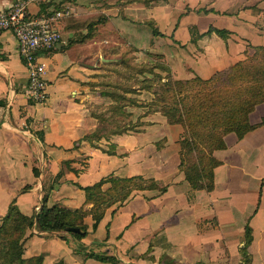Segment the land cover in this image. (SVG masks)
Instances as JSON below:
<instances>
[{
  "label": "crops",
  "instance_id": "0c3cea01",
  "mask_svg": "<svg viewBox=\"0 0 264 264\" xmlns=\"http://www.w3.org/2000/svg\"><path fill=\"white\" fill-rule=\"evenodd\" d=\"M12 1L0 0V8H6ZM40 6L67 11L50 19V25L60 33L54 48L38 52L47 80L44 101L26 98V70L17 53L15 38L9 30H0V216L12 199L22 213H33L43 193H46L47 205L86 208L90 204H83V191L75 182L89 184L108 173L152 175L166 184L165 191L133 190L124 201L104 210L95 229H91L90 216H84L87 234L80 243L94 251V244L99 242L95 239L105 235V248L113 247L108 254L114 255L118 264H160L161 254L177 261L186 259L189 264L208 258L212 235L205 217L219 200L216 193L220 194L224 186L229 188L233 177L238 176L241 179L236 180L237 185L247 183L249 188L257 180L258 187L255 183L252 188L256 197L258 189L264 191V161L259 165L253 155L259 144L264 147V125L247 131L239 139L233 132L224 134L225 147L213 151L220 160L213 168V188L210 191L192 189L177 168L176 151L171 158L174 168L170 172L160 169L161 173H156V167L148 163V155L142 153L143 135L155 125L152 113L141 118L145 121L144 132L102 138L113 144V153L102 150L100 142L83 138L97 125L85 104L86 100L95 101V96L75 81L76 74H84L85 67L70 58L69 51L84 50L91 45L89 41L94 33L81 39L86 32L85 24L94 15H103L105 24L128 43L136 42L137 34L145 32L147 42L151 35L154 40L167 38L168 43L178 48L179 45L182 49L192 47V64H188L192 71L182 78L193 75L207 78L249 55L251 46H264V0H41L29 8L36 11ZM148 22L161 34L152 35ZM209 25L225 28L229 34L222 38L210 32L190 41V32L195 36ZM254 109L248 114L250 122L259 119L250 118ZM170 127L175 137L168 136L163 129L164 147L173 142L177 150L175 140L182 129L176 123ZM260 151L258 158L262 159L264 150ZM63 160H69L67 166L62 164ZM140 165L146 173L139 171ZM60 167L62 174L56 178ZM223 169L227 172L224 182L223 176L220 177ZM83 177L89 182L80 183ZM261 211L260 207L257 215ZM89 231H92L90 236ZM160 238L165 246L158 242ZM76 243L63 232L32 229L30 234L26 232L23 255L40 253L44 264L47 259L49 264L57 261L58 264H113L84 258L73 251Z\"/></svg>",
  "mask_w": 264,
  "mask_h": 264
},
{
  "label": "trees",
  "instance_id": "16d2710c",
  "mask_svg": "<svg viewBox=\"0 0 264 264\" xmlns=\"http://www.w3.org/2000/svg\"><path fill=\"white\" fill-rule=\"evenodd\" d=\"M54 11L56 9L47 10L46 7L40 6L36 14L48 15ZM105 23L106 17L94 15L85 24L86 32L83 33L81 39L89 37L97 27ZM150 32L152 35L161 34L156 27L152 26V23H150ZM210 32L222 38L229 34L225 28L209 25L205 31L195 36H192L190 32V41L194 37ZM251 48L249 55L216 70L207 78L193 75L188 79H176L170 74L154 71L152 67L142 70V73L147 75L142 77L143 84L138 88L149 91L152 96L146 102L147 110L140 116L158 111L168 123H177L181 126L177 168L192 189L210 191L213 188V168L220 163V160L213 155V151L225 147L224 134L233 132L239 139L247 131L264 125V115L255 122H250L248 119V114L254 106L264 102V46L253 45ZM156 65L160 70H168L165 64ZM108 95L111 99H124L130 105H140L136 98L124 96V94L110 91ZM122 104L124 103L121 102L120 105L112 107L119 110ZM93 116L100 121L105 119L101 114ZM142 123L143 121L139 119L128 120L122 124L113 121V128L109 130V133L139 131L141 128L137 126ZM98 131L96 127L92 132L84 134L83 138L90 141L95 134V138L103 136V134H98ZM107 153H113V151L109 150ZM68 161L63 160L62 164L67 166ZM32 172L34 175L37 174L35 168ZM61 174L60 167L54 177L58 178ZM74 184L83 191V204L88 203L90 206L84 208L80 205L68 208L57 203L47 205L46 193H43L38 210L26 215L18 209L14 199L8 202L5 212L0 216V264H44L40 253L23 255V241L26 232L30 234L32 229L38 232H65L77 242L74 251L84 258L90 257L116 264L118 259L114 255L87 250L80 243L79 240L87 234V225L83 221L84 216H90L91 229H95L104 210L113 203L119 204L124 201L133 190L153 189L161 193L166 189V184H160L154 177L141 174L120 176L108 173L89 184L80 185L76 182ZM259 197L260 189L257 190L255 207ZM248 218L242 225V240L237 246L240 257L238 264H249L250 262V253L247 248L252 240V230ZM66 228L76 230L69 231ZM58 263L59 261L55 264Z\"/></svg>",
  "mask_w": 264,
  "mask_h": 264
},
{
  "label": "rangeland",
  "instance_id": "374dc122",
  "mask_svg": "<svg viewBox=\"0 0 264 264\" xmlns=\"http://www.w3.org/2000/svg\"><path fill=\"white\" fill-rule=\"evenodd\" d=\"M148 23L150 24L151 22ZM93 36L94 38L89 41L91 44L90 46L84 50L80 49L75 51L76 48L73 49L72 52L70 50L69 56L70 58L75 59L79 64H83L85 67L84 74H76L75 81L78 85L83 86L85 91H88L95 96V101H85L88 112L91 115L101 114V116L105 118L100 121L94 117L97 123L96 127L99 129L98 134H103V136L95 138V134L92 136L93 138L91 140L100 142L103 144L101 149L109 151L114 148L112 147L113 144L106 143L103 139L107 140L108 137L115 135L109 133V130L113 128V121L122 124L128 120L134 121L139 119L143 121V123L137 127L142 129L139 131L144 130L142 127L145 121L141 119L144 115H140L147 110L148 106L146 105V102L150 100L152 94L145 89L138 88L143 84L142 77L147 75L146 73H142V70L152 67L154 71H159L161 74H170L172 78L185 79L182 77L190 75L189 72L192 71L190 65H188L192 64V47L189 49H182L179 45L180 48H178L177 46L175 47V45L168 43L169 39L167 38L158 37L154 40L151 35L149 42H147L145 32H139L137 34L136 42L128 43L124 38H122L123 40L118 38V35L110 29L109 25L106 24L97 27ZM138 46H142L143 48ZM158 63L165 64V67H167L168 70H160L156 65ZM110 91H113L116 94L120 93L124 94V96L136 98L140 105H130V103L124 99H111L108 95V92ZM121 102L124 103L122 104L121 109L118 110V108L112 107L113 105H120ZM258 104L259 105L256 109L253 108L254 111L250 115L251 119H257L260 118L259 116L264 115V102ZM149 113H152L155 125L150 127L147 130V133L143 135L144 141L142 145L144 148L142 153L148 155V163L150 166L152 165V167H156V173H161L159 172L160 169L170 172L174 168L171 158L178 149L176 150L174 144H172L173 142L164 147L166 137L164 135L165 133L162 131L164 129L168 136L175 137V132L170 127L173 123H168L164 116L158 111H156V113L148 112L147 114ZM127 132L125 133H136V131L132 130ZM180 135L181 132L177 140H175L176 143H178ZM160 149L161 151H159ZM260 150L263 152V144H259L256 147L253 155H255L254 160H257L259 165L262 166L264 157L262 159L258 158L260 157ZM162 159L163 162L161 164L160 160ZM138 169L140 172H147V170L143 166L141 167V165ZM226 173V169L221 170L220 177L223 176V182L227 178ZM238 178L233 177L232 182L228 184L229 188L224 186L225 188L221 189L220 194L216 193L219 200L216 205L210 208L211 210L209 212L211 213L208 212V215L205 217L208 227H211L212 235V241L208 248L209 256L208 258L203 259L205 261L200 259L194 264H238L240 257L237 246L242 240V225L248 217L252 230L251 244L248 245L247 248L250 253L249 264H264V191L262 193L260 190L259 201L255 208L256 192L253 191L252 188L255 183L256 187H258L259 183L257 180H252L253 184L251 185V188H249L247 183L237 185L236 180L241 179L239 176ZM79 181L83 184L89 182L85 177L81 180L79 179ZM157 181L160 184H163L162 180L157 179ZM220 185L221 184H219V186ZM242 203L244 204L243 206ZM258 207L259 209L261 207V210L263 211L257 215L259 210ZM38 208L39 205L36 204L34 209L37 210ZM91 232L92 231L88 232L89 236ZM104 236L101 235L100 239H95L99 242L94 244L96 247L94 248V251L108 254V250H112L113 247L110 249L105 248V243L103 242V240H105ZM91 240H93V238H91ZM158 242H160L161 246L166 245L162 238H160V241ZM75 246L76 245L73 247V251ZM87 250H92V248L87 247ZM42 251L43 250H39V252ZM158 262L160 264H189L186 259L183 261H177L170 256H164L162 254L159 257ZM46 263L49 264L48 259ZM120 264H123V262H120Z\"/></svg>",
  "mask_w": 264,
  "mask_h": 264
},
{
  "label": "built area",
  "instance_id": "2783aa9c",
  "mask_svg": "<svg viewBox=\"0 0 264 264\" xmlns=\"http://www.w3.org/2000/svg\"><path fill=\"white\" fill-rule=\"evenodd\" d=\"M39 1L14 0L6 8H0V30H9L15 38L17 53L26 70L24 94L34 102H42L47 97L45 65L38 52L54 46L60 37L58 30L50 25V19L67 12L36 14L29 7Z\"/></svg>",
  "mask_w": 264,
  "mask_h": 264
},
{
  "label": "water",
  "instance_id": "95a60500",
  "mask_svg": "<svg viewBox=\"0 0 264 264\" xmlns=\"http://www.w3.org/2000/svg\"><path fill=\"white\" fill-rule=\"evenodd\" d=\"M66 230L72 231V230H76L74 228H66Z\"/></svg>",
  "mask_w": 264,
  "mask_h": 264
}]
</instances>
